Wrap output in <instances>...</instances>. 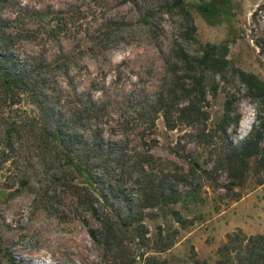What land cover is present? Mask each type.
<instances>
[{"label":"rangeland","instance_id":"1","mask_svg":"<svg viewBox=\"0 0 264 264\" xmlns=\"http://www.w3.org/2000/svg\"><path fill=\"white\" fill-rule=\"evenodd\" d=\"M183 4L195 25L191 33L186 16L172 0L0 3V14L6 17L19 8L60 10L64 33L59 42L47 43L45 55L50 59L58 53L70 55L67 72L72 85L108 105L105 139L121 140L128 149L148 153L151 163L146 171L153 178L152 186H142L138 195L142 213L136 224L145 237L141 241L131 227L130 234L121 237V247L118 241L107 247L92 239L88 228H98V221L64 186H0V264H116L127 259L129 264H217L228 234L264 235V169L251 158L242 181L233 183L225 154L245 139L234 144L236 131L229 134V127L225 131L221 127L227 97L234 112L237 94L245 88L235 70L253 73L264 82L259 46L264 41V0ZM203 6L209 10L202 11ZM206 43L227 46L226 80L207 74L203 118L169 128L153 110L159 93L171 90L173 100L181 98L179 105L186 104L180 86L189 83L184 80L189 73L181 52L195 56ZM28 48L41 50L24 44ZM260 106L264 113V103ZM172 114L177 117L178 109ZM152 115L155 122L149 128ZM233 118L237 124L238 117ZM120 187L126 188L129 198L136 197L134 186ZM170 191L175 202L164 200ZM161 193L163 199L154 200Z\"/></svg>","mask_w":264,"mask_h":264},{"label":"trees","instance_id":"2","mask_svg":"<svg viewBox=\"0 0 264 264\" xmlns=\"http://www.w3.org/2000/svg\"><path fill=\"white\" fill-rule=\"evenodd\" d=\"M183 1L172 0V5L186 16L191 33L195 25ZM201 10L209 9L203 6ZM60 13V10L19 8L13 17L0 14V186H64L65 192L74 196L77 204L98 221V228H88L93 240L104 242L107 247L118 241L117 246L121 247V237L130 234V228L134 227L142 241L145 233L136 224L142 213L138 210L141 199L138 195L142 186H152V175L146 171L151 156L128 149L121 140L105 139L104 127L110 117L107 103L72 85L67 72L72 62L70 55L58 53L51 59L45 55L47 43L59 42L64 33ZM24 44L41 50L24 49ZM259 46L264 55V41ZM226 52L223 43H206L195 56L181 52L183 68L189 73L184 78L189 83L182 82L180 86L186 104L180 106L181 98L173 100L171 90L167 89L159 93L153 109L161 113L167 127L203 118L206 75L212 73L226 80ZM235 71L247 96L263 104L264 82L253 73ZM60 78L66 79L67 87ZM217 89L218 86L212 88L213 95ZM229 98L224 105L223 131L236 121L229 115L233 104ZM173 108L178 109L177 117L172 114ZM258 119L262 121L259 128L254 127L240 146L230 148L225 154L227 175L233 183L242 181L251 158L256 159L257 167L264 169L261 111ZM148 120L151 128L155 117L152 115ZM123 185L134 186L136 197L129 198L126 188L120 187ZM162 195L154 200L163 199ZM175 196L170 191L164 200L175 202ZM218 254L217 264H264V235L230 233ZM116 264H129V260Z\"/></svg>","mask_w":264,"mask_h":264},{"label":"clouds","instance_id":"3","mask_svg":"<svg viewBox=\"0 0 264 264\" xmlns=\"http://www.w3.org/2000/svg\"><path fill=\"white\" fill-rule=\"evenodd\" d=\"M246 88H242L241 92L237 94V100L233 107L234 112L229 113L232 117H238L237 124L230 125L228 128L229 134L236 131L237 135L234 136L233 143L237 140L246 139L253 131V128H259L262 121L258 119L260 115V104L257 101H253L251 97L245 95Z\"/></svg>","mask_w":264,"mask_h":264}]
</instances>
